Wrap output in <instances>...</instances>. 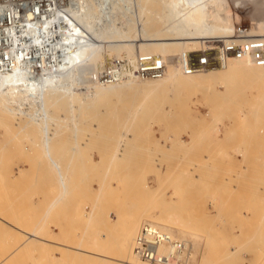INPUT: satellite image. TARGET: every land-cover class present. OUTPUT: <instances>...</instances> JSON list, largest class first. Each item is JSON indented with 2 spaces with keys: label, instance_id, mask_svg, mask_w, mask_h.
<instances>
[{
  "label": "rangeland",
  "instance_id": "1",
  "mask_svg": "<svg viewBox=\"0 0 264 264\" xmlns=\"http://www.w3.org/2000/svg\"><path fill=\"white\" fill-rule=\"evenodd\" d=\"M98 1L108 2L102 26L136 20L138 13L141 24L133 25L138 30L166 26L159 16L162 0H127L131 10L118 8V0ZM223 5L235 27L223 39L259 43L264 0H223ZM125 47L105 50L96 67ZM128 47L130 57L141 52L138 44ZM263 49L249 54L257 65H264ZM219 65L210 67L218 68L216 74L210 68L185 73L161 93L141 85L91 104L90 97L82 106H50L51 115L57 114L48 121L49 131L58 134L53 153L68 179L59 201L57 171H50L43 149L29 140L31 126L20 127L25 116H11L17 125L1 110L6 118L0 114V264H122L118 259L128 254L120 253L118 242L127 221L136 224L133 241L145 222L178 237L186 232L194 264H264V81L245 82L229 70L228 59ZM121 139L125 146L116 152Z\"/></svg>",
  "mask_w": 264,
  "mask_h": 264
},
{
  "label": "bare ground",
  "instance_id": "2",
  "mask_svg": "<svg viewBox=\"0 0 264 264\" xmlns=\"http://www.w3.org/2000/svg\"><path fill=\"white\" fill-rule=\"evenodd\" d=\"M162 1L165 3V5L163 11L159 13V16L161 19L160 21H163L166 26L164 28H157L156 30H154V32H148L145 28L146 26L141 27L139 30L136 29V25L133 26L134 24H137V22H141V13H138V18L136 20L129 18L121 22L120 25H114L111 27L107 25L105 26L104 24L102 26L100 14L104 9L107 8V1L102 3L98 0L94 1L97 3V6L99 8V11L96 12L93 5L94 3L91 0H70V3L68 4L66 9V12L68 14V25H65L64 29H62V41L60 44L64 52V60L60 61L55 66L45 67L44 69H40L39 71L32 70L28 64L17 62L9 72H0L1 117H3V111L1 110L4 109H7L8 112H10L9 115L7 114V111H5L8 115L6 116V114L4 113L7 118L11 116L14 118H18L19 115H21V117L22 115L25 116L23 117L25 119L24 123L20 120L23 123V125L20 124V127L25 129L26 127L29 128V126H31V131H28L27 133H31L32 135L34 134V136H30L31 138L28 137L29 140L32 143L34 142L37 148L43 149L41 152L39 151L43 155V157L41 155L40 157L47 160L48 164L46 163V166L50 168V171L51 169H56L59 182L63 187V193L56 201L64 198L68 184L66 180L68 179H66L67 177L65 171L62 168V165L60 164V161L56 157H54L55 155L53 153V145H55L56 143H54V141L57 139H54V136H57L58 134L56 135L57 131L55 130L53 132L49 131L50 125L48 121L54 119L57 114L54 115L52 113L54 116L51 115V113L49 112L50 106L53 107L69 105L71 107H74L76 104L77 106H82L83 102H86V99L90 97L91 98L88 100L91 104L92 99L94 101L99 100L103 95L110 92L118 93L125 89H137L141 85H146L148 89H155L156 92L161 93L162 91L171 88L179 80V78L185 74L177 61L178 56L182 54L183 51L198 49V45L204 42L203 40H201L203 38H213L216 42L220 43L221 41H223L222 38L230 37L233 28H235L233 24L234 22L232 23V20H230V17L228 18V15L226 14L228 9L225 10L223 0ZM116 3V6H118V8L124 7L122 5H125L126 8L130 6L127 8V10H129L132 7V5H126L127 0H118L116 1ZM137 4L139 5V2ZM222 11H225L224 16L222 15ZM227 13H229V11ZM261 23L262 22L260 20V26ZM262 28H264V21L262 23ZM166 33L172 34L171 36H167ZM262 35H264V33ZM230 40L237 39L234 38ZM261 41L264 42V37H261ZM135 44L139 45V51L141 52L149 51L146 53L154 54L156 52L155 49L162 51L160 55L168 61L166 73L163 77H157L153 79H139L128 76L126 77L127 79L124 78L115 82H103L97 79L100 69L106 66L96 67L97 65H100L99 63L103 59L102 56H105L103 55L105 53V50L107 51V49L109 50V48L111 49L112 46H115L116 48L114 49V51L118 52L120 51L118 49L119 46L125 45V53L119 52L118 56L124 54L130 56V47L128 46H132ZM246 44L248 43H245V48H249ZM150 48L155 49H153L154 51H151ZM168 49H170V51ZM242 50L245 49L243 48ZM241 55H229V57L227 58L229 70L231 72H235V74L242 77L244 80L247 79V81L245 82H248V80L252 79H260L264 81V65H257L254 59L249 54H246L245 58H243V56ZM215 65L218 66L219 63ZM214 70H218V68L211 69L213 73ZM226 74H228V72ZM193 78L195 77L193 76ZM81 84L85 85L84 88L86 90L81 91L77 94L76 89L79 88ZM25 104H28V106H24ZM88 104L87 106H90V104ZM71 112L74 116L73 110ZM97 114L99 115V113ZM12 117L9 119H12V122H14V119ZM100 117H102V115ZM9 119H7V121ZM3 121L6 126H10V124H7L9 121ZM16 121V124L18 125L19 120ZM12 122L11 124H13ZM14 126L15 125H11L10 127L14 128ZM39 126H41L42 128H40ZM63 126L66 125L63 124ZM8 127H6L5 129L7 130V133L9 129ZM9 130L11 131V128ZM60 137L61 136L59 135V139ZM62 139H60V141L57 140L60 145L62 143L61 141L64 140ZM118 142L119 143L117 144V146H115L116 148H114L116 152H119V148L121 150V147L125 146L124 140L121 139ZM64 145L63 147H61V149H66ZM73 146H77V144H74ZM104 148H106V146ZM63 150L58 151L61 152ZM47 170L49 171V169ZM50 176L51 175H49V177ZM55 203L57 202H54L52 206L56 205ZM148 223L165 229L174 237H178L169 228L155 224L154 222L143 223L140 226L136 237L140 232L141 227ZM126 224V230L123 231L122 235L119 238L118 247L120 248V253L122 250L125 255L128 254L127 258L129 259H127L125 256V259L118 260L122 264H138V260L140 259L134 252L136 237L134 241L132 240L134 237V233L137 230L136 224H134L133 221H127ZM176 227L179 228V226ZM206 230H210L209 233L207 231L206 232L207 234L211 235V242V240H213L211 239L213 237V233H211V226ZM179 232H181L180 228ZM179 236L180 237L178 238L186 241L187 246L190 247L189 264H194V253L196 252L194 250L193 244L188 240L186 232L182 231V235ZM207 237H209V235H207ZM208 246H210V244ZM224 249L225 254H228L229 248ZM159 251L161 253H166L169 251V248L166 245H161L159 247ZM142 263L145 264L144 262Z\"/></svg>",
  "mask_w": 264,
  "mask_h": 264
},
{
  "label": "built area",
  "instance_id": "3",
  "mask_svg": "<svg viewBox=\"0 0 264 264\" xmlns=\"http://www.w3.org/2000/svg\"><path fill=\"white\" fill-rule=\"evenodd\" d=\"M69 3L70 0H0V72H9L17 62L39 71L63 61L60 44L62 29L68 25ZM238 40L241 39H223L220 43L213 38L205 40L198 49L183 51L177 61L186 74H191L217 63L225 64L229 55L246 56L252 48L264 47L261 40L259 43ZM245 43L249 48H245ZM167 66L168 61L161 55L138 52L130 57L124 54L112 58L101 68L97 79L103 82H115L128 76L153 79L163 77ZM161 245H166L169 251L161 253ZM134 252L145 264L190 263L187 242L150 223L141 227Z\"/></svg>",
  "mask_w": 264,
  "mask_h": 264
}]
</instances>
